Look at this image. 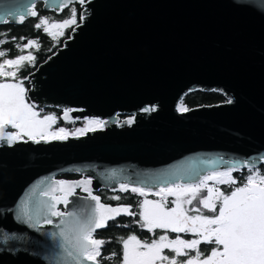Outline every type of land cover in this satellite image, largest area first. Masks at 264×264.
I'll return each mask as SVG.
<instances>
[{
    "label": "water",
    "instance_id": "obj_1",
    "mask_svg": "<svg viewBox=\"0 0 264 264\" xmlns=\"http://www.w3.org/2000/svg\"><path fill=\"white\" fill-rule=\"evenodd\" d=\"M37 1L56 13L80 4L0 0V24H21ZM81 14L27 75L26 97L37 109L60 110L63 121L106 124L67 140L0 142V264H74L53 236L59 218L43 222V192L58 175L90 179L97 195L264 164V0H86ZM194 91L220 92L225 101L178 110ZM85 196L77 188L58 208L87 211L93 202Z\"/></svg>",
    "mask_w": 264,
    "mask_h": 264
},
{
    "label": "snow or ice",
    "instance_id": "obj_2",
    "mask_svg": "<svg viewBox=\"0 0 264 264\" xmlns=\"http://www.w3.org/2000/svg\"><path fill=\"white\" fill-rule=\"evenodd\" d=\"M79 2L83 5L86 0ZM31 15L36 16L37 13L33 11ZM81 19H84V14ZM20 22H23V18ZM74 24L76 12L72 9L69 20L48 24L46 19H41L35 27L39 29L41 25H45L44 32L56 39L57 36H63L64 28ZM3 43L4 41L0 40V44ZM23 47L38 48L39 45L37 41L29 40ZM5 55V51H0V57ZM34 60L35 57L29 53L19 55L15 59H4L0 63V77H11L16 81H0V142L9 146L24 140V137L40 143L67 140L69 136L65 128L50 131L56 122V116L41 117L35 105L27 102V90L23 80L16 79L17 72L24 63H33ZM6 68L14 70L6 71ZM150 110L154 111L155 108L144 109L145 112ZM178 110L188 111L184 107ZM70 111L64 110L65 118H68ZM127 123L131 125L133 119H129ZM86 124L87 127L76 131L82 135L87 131L102 129L106 121L86 119ZM234 170V167H227L224 171L198 175L197 182L173 183L161 187L158 192L153 193L159 197L156 200L147 199L151 189L133 187L132 193L145 197L138 201V212L132 211L131 205L113 207L102 203L100 196L94 195L90 189V179L72 183L56 180L43 192L48 197L43 203V222L52 225V218H59L56 225L59 232L53 233V236L60 237V247L74 264H102V261L113 260L117 256L115 252L110 256H102L101 247L106 241L94 238V234L97 229L107 227L108 221H115L116 217L122 214L138 215L139 220L135 223L141 228L150 233L160 229L165 234L159 235L151 242L142 241L134 234L129 235L127 239L120 238L122 258L117 260L116 264H264V173L249 169L250 174L245 178L246 182L238 184L232 175ZM209 181L214 183L210 185ZM219 185L227 187L221 190ZM77 188H82L87 193L84 200L93 202L88 206V210H59L58 205L63 204L67 208L72 203L70 198L76 196ZM128 190L127 184L120 185L121 192ZM168 197L174 199L169 201ZM110 199L119 201L121 196L114 195ZM21 214L26 218L25 223L33 220L26 205L21 208ZM39 225L38 218L35 223L30 224L34 228ZM123 227L128 225L124 224ZM169 232L177 235L170 238ZM180 234L191 235L193 238L185 239ZM7 239L9 237L5 236V240ZM201 245L209 246L210 251H202ZM166 249L170 254H165ZM181 257L185 259H180Z\"/></svg>",
    "mask_w": 264,
    "mask_h": 264
},
{
    "label": "trees",
    "instance_id": "obj_3",
    "mask_svg": "<svg viewBox=\"0 0 264 264\" xmlns=\"http://www.w3.org/2000/svg\"><path fill=\"white\" fill-rule=\"evenodd\" d=\"M33 7L37 15L26 18L21 24H0V40H5L2 45V50L8 53L7 56L9 57H15L21 54V48L28 40H35L38 42V48L31 47L30 50L27 51V55L31 53L35 57L34 62L30 64L26 61L24 63V66L18 71L17 77L19 80H23V83L26 82L24 78L27 77V75L31 71H33L39 63L43 62L47 57L53 54L55 50L62 45L63 41L69 37L73 27L80 22L81 8L79 9L80 6L78 5V3L69 4L59 13L50 10H44L42 8L41 1H37ZM72 9H75L76 12V24L66 27L63 30V36H57L56 39H53L51 36L48 35V33L44 32L43 26H41L39 29L35 27L36 24L40 23L41 19L58 20L62 18H71ZM17 45H19V47H17ZM24 87L26 88L27 86L24 85ZM224 101L225 98L220 92L194 91L185 94L181 100V104L184 106V108H191L199 105H209ZM36 110L39 111L40 114L52 112L56 116L57 120L52 127L53 129L59 128L60 126L65 124V122L60 118L61 111L58 109L45 108L39 110L36 108ZM79 124L80 120L74 121V126ZM249 169L264 173V164H260L258 167L255 168H241L234 170L232 175L237 180L238 184L246 182L245 178L250 174ZM61 176L69 177L72 175H58V177ZM219 187L221 188V190H224L227 186L219 185ZM128 188L129 190L127 192H121L120 190L111 191L102 188L98 190L96 194L100 196L101 201L105 204L131 205V210L134 212H138V201H142L144 197L140 196L138 193H132L131 188L133 187L128 186ZM114 195L121 196V200L116 201L110 199V197ZM148 196H151V194H149ZM168 200L171 201V198H168ZM169 206H171V204H169ZM202 211H204L205 214H209L206 210ZM138 220V215H121L116 217L115 221H109L107 227L96 231V233L94 234V238L103 239L106 241V243L101 247L102 256H110L113 252L117 254V256L113 258V260L102 261V264H116V261L122 258V243L119 242L120 238L127 239L129 235L134 234L138 237V239L142 241H151L152 239H157L158 236L162 232H164L163 230L157 229L154 233H150L146 229L141 228L137 223H135V221ZM124 224H127L128 227H123ZM168 235L170 238H174V233L169 232ZM180 235L185 239L187 237L193 238L191 235ZM201 250L207 252L210 251V247L201 245ZM165 254H170L169 250L166 249ZM182 259H185V257H183Z\"/></svg>",
    "mask_w": 264,
    "mask_h": 264
},
{
    "label": "rangeland",
    "instance_id": "obj_4",
    "mask_svg": "<svg viewBox=\"0 0 264 264\" xmlns=\"http://www.w3.org/2000/svg\"><path fill=\"white\" fill-rule=\"evenodd\" d=\"M77 3V2H76ZM72 4V3H71ZM80 7H79V9L81 8V5L80 4H78ZM34 9L32 8V11H33ZM72 13V12H71ZM81 15L82 14H80V20H81ZM69 19H71V18H62V19H58V20H47L48 21V24H52V23H59V22H62V21H64V20H69ZM41 26H43V27H45V25H41ZM65 29V28H64ZM63 29V30H64ZM3 41H5L4 39H2ZM29 41V40H28ZM27 41V42H28ZM27 42L25 43V44H27ZM24 44V45H25ZM2 45L3 44H0V51H3L2 50ZM28 50H30V48H24V47H22L21 48V54H19V55H27V51ZM6 53V52H5ZM8 55V53H6V55H5V57H0V63H2L3 62V60L4 59H15L17 56H15V57H9V56H7ZM18 55V56H19ZM30 64H32V63H30ZM14 69H12V68H6V71H13ZM17 76H18V72H17ZM16 79H18V77L16 78ZM0 81H9V82H16L15 80H13L11 77H0ZM25 81L26 82H24V85L25 86H27L26 87V90L28 89V81H27V79H25ZM27 83V84H26ZM26 99H27V97H26ZM28 100V99H27ZM27 102H30L29 100L27 101ZM31 103V102H30ZM181 107H184L182 104H181V102L178 104V109H180ZM39 110H42V109H39ZM41 115V117H43L44 115H54L52 112H48V113H44V114H40ZM57 120V119H56ZM74 121H76V120H73V121H64L65 122V124H63L62 126H60L59 128H65V130L69 133V136H79V135H81L80 133H78L76 130L77 129H81V128H85V127H87V124H86V120H80V124L79 125H76V126H74ZM54 125V124H53ZM53 125H52V127H53ZM51 127V129H50V131H53V132H55V131H57L59 128H52ZM10 131H14V130H12V129H9ZM68 136V137H69ZM24 139H27V137H24ZM221 171H224V170H221ZM210 173V172H209ZM209 173H207L206 175H208ZM214 182L213 181H209V184L211 185V184H213ZM178 184H181V183H178ZM146 190H148V189H146ZM160 189H158V190H151L150 192H149V194H151V196H147V199H153V200H156V199H159V197L158 196H155V195H153V193H155V192H158ZM148 194V195H149ZM204 193H201V195H203ZM168 198H171V200L172 199H174V197H168ZM144 199H145V197H144ZM195 203V202H194ZM186 207H188L187 205H186ZM161 234H165L164 232H162ZM160 234V235H161ZM177 234H174V238H175V236H176ZM183 238V237H182ZM186 239H192V238H189V237H187ZM148 242H151V241H148ZM183 257H181L180 259H182Z\"/></svg>",
    "mask_w": 264,
    "mask_h": 264
},
{
    "label": "flooded vegetation",
    "instance_id": "obj_5",
    "mask_svg": "<svg viewBox=\"0 0 264 264\" xmlns=\"http://www.w3.org/2000/svg\"><path fill=\"white\" fill-rule=\"evenodd\" d=\"M72 176H69V177H57V179H59V180H62V179H69V180H77V179H79V178H81L82 176L81 175H78V174H71ZM63 204H60L59 205V208L60 209H63Z\"/></svg>",
    "mask_w": 264,
    "mask_h": 264
},
{
    "label": "bare ground",
    "instance_id": "obj_6",
    "mask_svg": "<svg viewBox=\"0 0 264 264\" xmlns=\"http://www.w3.org/2000/svg\"><path fill=\"white\" fill-rule=\"evenodd\" d=\"M255 168V167H254Z\"/></svg>",
    "mask_w": 264,
    "mask_h": 264
}]
</instances>
